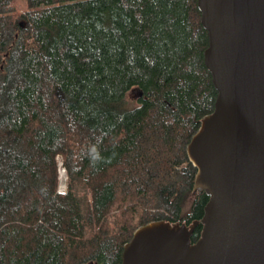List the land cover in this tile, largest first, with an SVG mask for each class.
Wrapping results in <instances>:
<instances>
[{
	"label": "trees",
	"instance_id": "obj_1",
	"mask_svg": "<svg viewBox=\"0 0 264 264\" xmlns=\"http://www.w3.org/2000/svg\"><path fill=\"white\" fill-rule=\"evenodd\" d=\"M201 17L198 0H0V264H121L138 227L201 220Z\"/></svg>",
	"mask_w": 264,
	"mask_h": 264
},
{
	"label": "water",
	"instance_id": "obj_2",
	"mask_svg": "<svg viewBox=\"0 0 264 264\" xmlns=\"http://www.w3.org/2000/svg\"><path fill=\"white\" fill-rule=\"evenodd\" d=\"M198 6L217 98L187 154L197 170L193 195L209 200L201 220L138 227L121 264H264V0Z\"/></svg>",
	"mask_w": 264,
	"mask_h": 264
},
{
	"label": "rangeland",
	"instance_id": "obj_3",
	"mask_svg": "<svg viewBox=\"0 0 264 264\" xmlns=\"http://www.w3.org/2000/svg\"><path fill=\"white\" fill-rule=\"evenodd\" d=\"M137 89H133L132 91L129 92L128 97H127V105L128 106H133L137 104ZM62 159V157H61ZM63 160V159H62ZM64 161V160H63ZM59 183H61L62 186H68V172L66 170V174L63 177H59Z\"/></svg>",
	"mask_w": 264,
	"mask_h": 264
},
{
	"label": "built area",
	"instance_id": "obj_4",
	"mask_svg": "<svg viewBox=\"0 0 264 264\" xmlns=\"http://www.w3.org/2000/svg\"><path fill=\"white\" fill-rule=\"evenodd\" d=\"M59 165H58V171H59V177H63L66 174V167L64 166V163L61 159V157H58ZM67 190L66 186H62L61 183H59L58 186V192H65Z\"/></svg>",
	"mask_w": 264,
	"mask_h": 264
}]
</instances>
